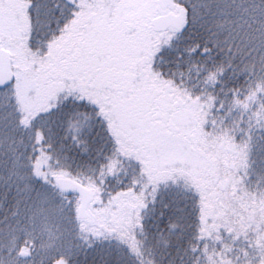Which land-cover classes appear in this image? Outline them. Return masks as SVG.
<instances>
[{
  "label": "trees",
  "instance_id": "obj_1",
  "mask_svg": "<svg viewBox=\"0 0 264 264\" xmlns=\"http://www.w3.org/2000/svg\"><path fill=\"white\" fill-rule=\"evenodd\" d=\"M171 2L187 6V16L181 31L167 32L155 43L150 79L176 99L200 97L204 107L194 112V119L206 116L219 137L216 154L234 166L241 163V154L229 139L231 132L224 136L223 130L237 124L247 128L251 120L253 146L243 191L236 190L233 197L231 186H218L214 168L210 175L194 178L177 171L176 183H159L153 204L152 185L142 189L147 177L138 174L128 152L118 158L111 144H93L82 135L77 139L44 114L49 104L28 119L15 95H7L8 87L0 90V264H54L60 257L69 264H264L248 246L252 231L240 224L239 215L240 209L249 221L264 215V127L255 123L259 110L264 124V93H255L257 85L264 89V0ZM27 16L32 38L29 44V28L26 48L38 55L49 35L29 10ZM242 136L236 133L237 143ZM192 138L202 141L204 136ZM134 172L140 181L136 195L110 200L111 193L129 186ZM243 175L241 168L237 179ZM58 176L90 189L91 204L100 201L101 208L115 215L85 227L76 213L77 196L59 191ZM193 183L204 192L200 205ZM123 201L126 211H120ZM143 203L147 210L139 207ZM201 206L203 222L198 219ZM22 250L28 258L20 257Z\"/></svg>",
  "mask_w": 264,
  "mask_h": 264
},
{
  "label": "snow or ice",
  "instance_id": "obj_2",
  "mask_svg": "<svg viewBox=\"0 0 264 264\" xmlns=\"http://www.w3.org/2000/svg\"><path fill=\"white\" fill-rule=\"evenodd\" d=\"M165 8V0H30V17L49 35L38 59L32 62L37 80L46 77V98L50 103L44 114L54 123L66 126L77 139L82 135L93 144H111L118 158L128 152L138 166V174L147 177L142 189L152 185L153 204L159 183L170 179L176 183L177 171L194 178L201 164L214 168L219 183L231 186L235 197L239 194L236 190L243 191L241 185L248 175L254 125L250 120L247 128L237 124L223 130L224 136L231 132L229 139L241 154V163L234 166L216 154L219 137L209 129L206 116L201 120L197 114L190 126L185 125L188 108L197 113L203 110L199 96L176 99L160 94L147 71L150 49L167 27ZM184 11L187 16V6ZM31 38L30 28L29 44ZM34 86L39 93L40 84ZM62 92L66 94L61 100ZM255 93H264V89L257 85ZM9 102L10 98L4 106ZM215 104L213 97L212 106ZM223 106L221 101L220 108ZM261 107L264 109V105ZM255 116V123L264 127L259 110ZM237 132L243 133L239 143ZM198 135L204 139L194 141L192 137ZM109 164L114 166L112 161ZM156 167L166 172L156 175ZM241 168L244 175L237 179ZM139 183L134 172L129 186L111 193L110 200L126 194L135 196ZM192 187L201 198L200 205L204 192L198 184L193 183ZM139 207L147 210L148 205ZM200 213L198 219L203 222L202 206ZM239 215L240 224L252 231L248 246L255 248L264 261V215L253 216L251 221L245 217L244 209L239 210Z\"/></svg>",
  "mask_w": 264,
  "mask_h": 264
},
{
  "label": "rangeland",
  "instance_id": "obj_3",
  "mask_svg": "<svg viewBox=\"0 0 264 264\" xmlns=\"http://www.w3.org/2000/svg\"><path fill=\"white\" fill-rule=\"evenodd\" d=\"M179 9L181 8L178 5L171 2L170 0V3L164 10V14L177 13ZM27 11H28V5L24 1L0 0V39L2 42L1 47L8 52L11 58V66L14 73V81L10 86L9 88L10 92H8L7 95L9 97L10 96L13 97L15 95L16 100L17 98L19 99L18 104L20 105L19 106L20 111L22 112V114L28 117V119H30L38 112H41L43 108H45L50 103V101H48L46 98V86H45L46 77H41L40 80L38 81L36 78V74L33 72L32 62L34 59H38V55H36V53L33 52L29 53L28 49L26 48V38L28 35V30L30 28L29 25L31 23V22L29 23ZM173 30L174 29L172 28L166 29L163 32L162 36H164L165 33L167 32H172ZM154 46L155 44H153V46L150 49V52L152 54L154 52ZM152 54L148 58L149 61ZM150 74L151 73H148L147 71V75L149 77ZM37 83L40 84L39 93L37 92L34 86ZM154 84L156 85L157 90L160 92L162 96L171 97L168 94L167 90L164 91L163 89H161L162 88L161 84H157V83ZM193 120H194V112L192 111L191 108H188L184 114V123L186 126H190V122ZM190 132L191 131L189 130V135ZM195 171H196L195 176H198L200 174L202 175L211 174V169L207 168L202 164ZM165 172H166L165 169L156 167L154 174L158 175L159 173H165ZM212 177L214 178V182L218 186H220L221 188L225 187V185L220 184L219 181L217 180L214 169L212 172ZM72 195L77 196L76 213L78 216L80 198L78 195H74V194ZM91 201L86 208V216L84 218H80L86 221L85 227L91 228L92 226H98L99 223L101 221H105L107 217L115 215V214H109L111 213L109 209L105 210L101 208L100 201H96V203L93 205L91 204ZM123 203L124 206L121 203V208L123 209L120 211L123 210L126 211L125 209L128 206L126 201L125 202L123 201ZM22 253L28 255V252L26 250H22L20 254Z\"/></svg>",
  "mask_w": 264,
  "mask_h": 264
},
{
  "label": "water",
  "instance_id": "obj_4",
  "mask_svg": "<svg viewBox=\"0 0 264 264\" xmlns=\"http://www.w3.org/2000/svg\"><path fill=\"white\" fill-rule=\"evenodd\" d=\"M166 7L170 0H165ZM166 29L172 28L175 31H181L185 20L184 9H179L177 13H165ZM165 29V30H166ZM1 42V39H0ZM14 81V73L11 66V58L6 50L0 45V90H4L12 85ZM55 184L59 191L65 195H78L80 198V206L78 209L79 218L86 216V208L92 199L90 190L86 187L76 183L67 177L58 176L55 178ZM21 258H28L25 253L20 254ZM55 264H69L68 260L64 257L59 258Z\"/></svg>",
  "mask_w": 264,
  "mask_h": 264
}]
</instances>
